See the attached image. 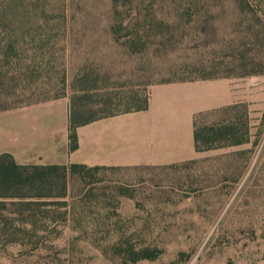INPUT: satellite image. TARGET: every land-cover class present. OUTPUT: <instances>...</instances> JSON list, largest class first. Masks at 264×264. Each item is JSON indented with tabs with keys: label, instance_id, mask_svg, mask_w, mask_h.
Returning <instances> with one entry per match:
<instances>
[{
	"label": "rangeland",
	"instance_id": "1",
	"mask_svg": "<svg viewBox=\"0 0 264 264\" xmlns=\"http://www.w3.org/2000/svg\"><path fill=\"white\" fill-rule=\"evenodd\" d=\"M114 1L122 15L139 12L167 34L131 52L106 31L113 0H0V9L24 16L10 25L21 52L6 67L7 103L30 105V93L54 94L63 83L68 94L74 82L88 89L92 109L112 96L115 104L100 111L114 112L130 92L197 79L209 104H232L196 124L236 117L237 142L224 138L170 165L69 175L64 196L36 204L0 198V264H264V23L232 0ZM252 2L261 17L263 0ZM248 17L251 26L242 23ZM9 109L0 110L1 151L18 137L13 120L43 130L30 113ZM141 250L150 257L135 258Z\"/></svg>",
	"mask_w": 264,
	"mask_h": 264
},
{
	"label": "crops",
	"instance_id": "2",
	"mask_svg": "<svg viewBox=\"0 0 264 264\" xmlns=\"http://www.w3.org/2000/svg\"><path fill=\"white\" fill-rule=\"evenodd\" d=\"M206 87L197 79L151 84L145 109L101 117L78 126L77 146L71 151L67 141L66 97L15 107L9 112L30 113L32 120L40 121L43 130L31 133L13 120L10 129L18 137L14 134L7 151L0 152L9 153L18 164L77 163L108 169L170 165L196 152L192 138L196 116L232 104H209ZM59 122L62 126L57 132ZM48 125H52L50 129Z\"/></svg>",
	"mask_w": 264,
	"mask_h": 264
},
{
	"label": "trees",
	"instance_id": "3",
	"mask_svg": "<svg viewBox=\"0 0 264 264\" xmlns=\"http://www.w3.org/2000/svg\"><path fill=\"white\" fill-rule=\"evenodd\" d=\"M233 5L237 10L244 14H251L254 20L258 23H264V0L260 3L263 7L260 16L254 15L251 11L253 6H259L253 3L252 0H232ZM0 9V110L9 109L16 105L8 104L7 101L11 96V85L9 83L11 76V69L6 68L11 63H16L15 56L18 54L19 46L17 45V37L19 34L18 28L15 31L14 27L10 25L15 24L24 16L20 13L11 10L7 6ZM111 22L106 28V31L113 40L126 46L131 52H140L152 39H159L165 37L168 29L165 31L153 28L149 20H146L144 15L139 12L134 16L122 15L117 9V3L113 0L111 3ZM260 18V19H259ZM262 20V22H261ZM162 21L160 20L159 23ZM245 22V23H244ZM251 19L245 18L242 20L246 26H251ZM15 31V32H14ZM155 39V40H156ZM21 52V51H20ZM29 67V66H28ZM81 71L75 73L80 75ZM75 77L74 81H82L84 78ZM39 75L36 76L38 79ZM65 77V75H64ZM80 78V79H79ZM64 78L62 77V82ZM182 81V80H180ZM184 81V80H183ZM171 82V81H167ZM165 83V82H162ZM72 84V83H71ZM65 83L62 84L61 91L49 94L45 90L33 91L28 104H35L39 102L49 101L61 97H66L68 101V116H67V141L68 150H74L77 146L75 129L92 120L115 115L118 113L143 110L147 105V91L141 96L139 93L130 92L124 99L125 107L114 112H103L104 108L114 105L115 102L112 96L105 95L100 99L101 106L98 109H92L89 106L88 89L82 87L83 85H71L72 90L67 94L63 92ZM120 101V98H119ZM132 104V105H131ZM237 118L228 119L218 124L209 126H198L195 119L193 120V147L195 151L211 148L216 142L224 138H235L241 131ZM230 143L237 142V139L229 140ZM105 167L86 166L84 164L69 163V164H18L14 161L12 156L7 152L0 153V198H16L20 205L27 206L29 204H36L39 201L31 200L32 198H55L65 195L66 180L69 175L79 174L88 170L100 169ZM59 202V201H58ZM145 250H141L135 258H149L150 255L145 254Z\"/></svg>",
	"mask_w": 264,
	"mask_h": 264
}]
</instances>
